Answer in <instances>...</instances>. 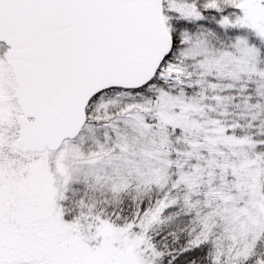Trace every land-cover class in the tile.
Instances as JSON below:
<instances>
[{"label": "snow or ice", "instance_id": "obj_1", "mask_svg": "<svg viewBox=\"0 0 264 264\" xmlns=\"http://www.w3.org/2000/svg\"><path fill=\"white\" fill-rule=\"evenodd\" d=\"M0 264H264V0H0Z\"/></svg>", "mask_w": 264, "mask_h": 264}]
</instances>
